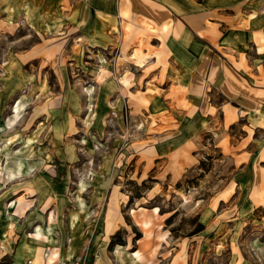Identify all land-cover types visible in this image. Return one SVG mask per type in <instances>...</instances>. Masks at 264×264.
Instances as JSON below:
<instances>
[{
    "label": "rangeland",
    "instance_id": "374dc122",
    "mask_svg": "<svg viewBox=\"0 0 264 264\" xmlns=\"http://www.w3.org/2000/svg\"><path fill=\"white\" fill-rule=\"evenodd\" d=\"M243 1L264 14V0ZM69 2L64 7L76 13L79 2ZM61 5L0 0V264H11L5 248L19 232L49 217L103 216L105 204L132 228L120 229L114 245L132 250L143 236L133 222L143 228L156 214L152 228L164 246L147 264H264V204L220 206L214 211L219 224L204 230L211 196L244 181L230 176L220 158L200 160L198 175L165 192L158 163L142 170L141 140L158 131L153 98L136 102L116 93L123 82L111 74L118 52L84 45L75 36L78 18L63 16ZM100 53L110 58L102 66Z\"/></svg>",
    "mask_w": 264,
    "mask_h": 264
},
{
    "label": "crops",
    "instance_id": "0c3cea01",
    "mask_svg": "<svg viewBox=\"0 0 264 264\" xmlns=\"http://www.w3.org/2000/svg\"><path fill=\"white\" fill-rule=\"evenodd\" d=\"M56 1L62 3L63 16L78 18L75 36L84 45L106 55L118 52L111 74L123 82L117 80L116 93L123 90L136 102L141 96L153 98L149 109L158 131L141 140L137 160L142 159L143 171L159 164L164 192L182 178L198 175L200 160L220 158L230 176L244 181L227 183L211 196L209 211L202 214L204 230L219 224L214 211L220 206L254 209L264 204L263 13L243 0H76V13L64 7L70 0ZM97 57L101 66L110 59L101 53ZM112 190L109 184L107 193ZM103 211L89 220L49 217L37 225L43 229L40 236L37 227L19 232L13 246L6 244L11 264L76 259L84 264H147L154 249L161 252L164 243L152 228L155 213L143 228L133 222L143 236L132 250L110 247L120 229L132 228L115 207L105 204Z\"/></svg>",
    "mask_w": 264,
    "mask_h": 264
},
{
    "label": "trees",
    "instance_id": "16d2710c",
    "mask_svg": "<svg viewBox=\"0 0 264 264\" xmlns=\"http://www.w3.org/2000/svg\"><path fill=\"white\" fill-rule=\"evenodd\" d=\"M202 229H203V225L200 224L198 230H196V233L199 232V231H201ZM115 238H116V236H114V238L112 239L111 244H110V247H112L114 244H117V243L114 242L115 241ZM139 238H140V235L137 237V239H139Z\"/></svg>",
    "mask_w": 264,
    "mask_h": 264
},
{
    "label": "bare ground",
    "instance_id": "6f19581e",
    "mask_svg": "<svg viewBox=\"0 0 264 264\" xmlns=\"http://www.w3.org/2000/svg\"><path fill=\"white\" fill-rule=\"evenodd\" d=\"M119 64H120V60H119ZM93 116V115H92ZM92 118V117H91ZM42 227L38 226L37 229H36V235L37 236H40L42 234ZM41 241V240H40ZM35 250V249H34ZM59 250V249H58ZM32 252V251H31Z\"/></svg>",
    "mask_w": 264,
    "mask_h": 264
},
{
    "label": "built area",
    "instance_id": "2783aa9c",
    "mask_svg": "<svg viewBox=\"0 0 264 264\" xmlns=\"http://www.w3.org/2000/svg\"><path fill=\"white\" fill-rule=\"evenodd\" d=\"M28 264H31V262L29 261ZM68 264H84V263L82 262V260L78 259Z\"/></svg>",
    "mask_w": 264,
    "mask_h": 264
}]
</instances>
